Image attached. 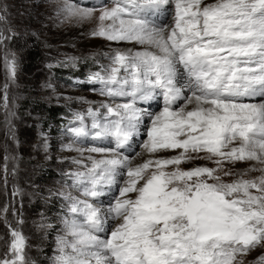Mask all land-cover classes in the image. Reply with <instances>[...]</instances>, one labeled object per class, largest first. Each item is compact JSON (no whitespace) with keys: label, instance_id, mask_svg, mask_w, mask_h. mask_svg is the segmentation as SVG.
Masks as SVG:
<instances>
[{"label":"snow or ice","instance_id":"snow-or-ice-1","mask_svg":"<svg viewBox=\"0 0 264 264\" xmlns=\"http://www.w3.org/2000/svg\"><path fill=\"white\" fill-rule=\"evenodd\" d=\"M61 12L95 18L93 37L133 47L89 77L107 102L69 129L92 143L68 146L88 163L73 161V191L59 194L53 264H243L264 248V0H65ZM9 38L0 30V43ZM5 64L14 80L15 60ZM161 99L158 112L143 107ZM194 160L215 166L181 167ZM245 162L243 172L226 167ZM9 228L0 264H32L26 237Z\"/></svg>","mask_w":264,"mask_h":264},{"label":"rangeland","instance_id":"rangeland-1","mask_svg":"<svg viewBox=\"0 0 264 264\" xmlns=\"http://www.w3.org/2000/svg\"><path fill=\"white\" fill-rule=\"evenodd\" d=\"M64 2L0 0V8L6 9L9 18L8 25L0 23V30L10 37L0 43V256L6 253L11 226L26 237V256L32 264H53L56 239L61 234L60 220L67 203L59 194L73 191L68 174L79 167L73 161L82 159L84 164L88 163L84 158L87 152L81 157L79 152L68 148L92 143L77 141L70 132L75 126L74 116L86 113L90 106L97 108L107 102L99 93L102 85L91 83L89 77L96 72L105 74L115 49L133 47L93 37L95 18L66 19L61 12ZM69 2L87 5L101 0ZM215 2L204 0L205 4ZM104 3L110 4L111 0ZM6 58L15 60L14 80L9 76ZM5 85L8 86L7 108L3 99ZM117 102H121L119 98ZM158 105L151 102V112H158L162 107ZM62 111L65 115H61ZM86 123L90 124L87 117ZM143 157L133 162L147 158ZM252 165L253 162H245L226 167L239 173ZM195 166L215 165L208 160L181 165L185 170ZM260 174L248 172L244 178L254 179ZM235 178L224 177V180L231 182ZM261 256L264 248L252 250L241 259L243 264H258Z\"/></svg>","mask_w":264,"mask_h":264},{"label":"bare ground","instance_id":"bare-ground-1","mask_svg":"<svg viewBox=\"0 0 264 264\" xmlns=\"http://www.w3.org/2000/svg\"><path fill=\"white\" fill-rule=\"evenodd\" d=\"M153 103H157V104H159V106L162 104V100H160V101H153ZM143 107H145V109H147L148 111H151L152 109H151V107H149V106H147V105H144ZM189 107H191V106H189ZM153 111V110H152ZM146 156V155H145ZM144 156V157H145ZM143 157V158H144ZM135 163V162H134ZM257 168H259L260 167V165L259 164H256L255 165Z\"/></svg>","mask_w":264,"mask_h":264},{"label":"trees","instance_id":"trees-1","mask_svg":"<svg viewBox=\"0 0 264 264\" xmlns=\"http://www.w3.org/2000/svg\"><path fill=\"white\" fill-rule=\"evenodd\" d=\"M63 113H61V115H65V111H62Z\"/></svg>","mask_w":264,"mask_h":264}]
</instances>
